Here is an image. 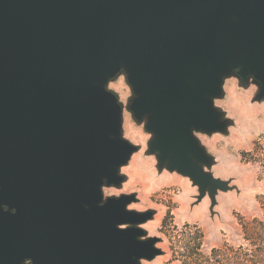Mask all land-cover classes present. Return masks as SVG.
I'll list each match as a JSON object with an SVG mask.
<instances>
[{
  "label": "water",
  "instance_id": "water-1",
  "mask_svg": "<svg viewBox=\"0 0 264 264\" xmlns=\"http://www.w3.org/2000/svg\"><path fill=\"white\" fill-rule=\"evenodd\" d=\"M121 67L158 167L188 176L214 205L228 186L201 167L211 159L191 130H225L211 98L233 68L245 84L249 73L264 81V0H0V204L17 209L0 210V264L161 253L157 237L137 240L153 211H125L134 196L98 207L104 178L119 186L136 150L119 138L121 109L103 88Z\"/></svg>",
  "mask_w": 264,
  "mask_h": 264
},
{
  "label": "rangeland",
  "instance_id": "rangeland-1",
  "mask_svg": "<svg viewBox=\"0 0 264 264\" xmlns=\"http://www.w3.org/2000/svg\"><path fill=\"white\" fill-rule=\"evenodd\" d=\"M108 89L117 96H123L127 91L126 80L114 78ZM221 96L222 93L218 97ZM250 103L264 104V99L252 97ZM121 107L123 115L128 109L123 104ZM257 119H264V113H258ZM230 123L227 121V124ZM123 127L126 137H135L144 131L132 119L125 121ZM231 127L209 133L212 136H224L225 140L229 137L233 139L234 142L223 151H213L210 145L200 141L204 133L193 132L211 159L210 164L203 165V169L212 177L226 181L228 186L226 190H216L214 205L207 191L198 200V186L188 176L176 170L170 171L165 166L159 168L154 154L144 157L154 162L151 167L157 179L150 194L143 191L148 187L146 182L139 185L141 191L138 196L143 198L142 207L153 211L151 218L139 226L149 236L158 238L155 246L161 253L150 260L143 258L141 264H221L214 260L210 252L213 247L224 242L233 246L243 243L239 218L250 219L262 214L257 197L264 196V132H259L260 125L256 120L238 126V131L239 127L247 128L244 135L234 134ZM255 142L260 144V148L254 149ZM222 144L223 141L217 148ZM144 151L146 153L149 149ZM253 152L256 154L255 159L247 154ZM140 155V152L133 151L125 167L133 165L135 158ZM185 181L188 182L186 185ZM193 188L195 192L191 191ZM128 207L132 209L131 205Z\"/></svg>",
  "mask_w": 264,
  "mask_h": 264
},
{
  "label": "clouds",
  "instance_id": "clouds-1",
  "mask_svg": "<svg viewBox=\"0 0 264 264\" xmlns=\"http://www.w3.org/2000/svg\"><path fill=\"white\" fill-rule=\"evenodd\" d=\"M119 77L122 81L126 80L127 91L123 96L113 95L112 92L108 90V85L110 82L114 80V78ZM261 87H264V81H258L255 74L249 73L247 76V86H245L244 77L241 76L239 70L237 68H233L231 73L223 78L221 83V97H212L211 103L213 110L219 113V120L221 123L226 121H231L232 123L227 124L226 126H232L231 131L234 134L244 135L247 132L246 127H239L242 124H248L253 120H256V123L260 125L259 132H264V119H257L258 113H264V104H255L250 103V99L252 97H256ZM104 91L108 94H111L115 100L117 105L121 109V132L120 139L122 141H127L128 144L133 146L136 150L134 152H140L141 155L135 158L133 165L125 167L127 164H122L116 171L117 177H125L126 179H121L119 186L116 184H109L107 178L105 177L103 182L100 185L101 199L98 204V207L105 206L109 199L120 200L123 197H132L135 198L129 203L125 204L124 208L127 212H143L146 211L144 207H142L143 198L139 197L138 194L141 191L139 185L147 183L148 187L144 188L143 191L146 194H150L153 191V185L156 183V173L154 169L151 167V160H145V156L151 157L153 154L157 156L155 153H151L147 151L145 153L144 149L150 148V141L154 138V133L147 130V124L149 121V116L145 114V116L137 120L134 116L133 111L130 109V105L137 98V95L129 82L128 73L126 69L121 67L116 73H114L108 81L103 86ZM246 90V91H245ZM264 99V98H262ZM261 100V99H260ZM127 106V111L122 115V107L121 105ZM132 119L136 122V124L140 125L141 128L144 129L142 133H138L135 137H126L124 134V123L125 121ZM193 132L204 133V135L200 136V141H203L205 144L210 145L213 151H223L228 148L229 144L233 143V139L229 137L225 140L224 136H212L207 132L202 130H197L193 128ZM257 132V135H259ZM211 137V139H209ZM197 140V139H196ZM198 141V140H197ZM223 141V144L217 148V145H220V142ZM199 142V141H198ZM138 146H143L140 148ZM219 155H217V160H219ZM203 165H201L202 167ZM167 174H165L166 176ZM188 182L185 181L186 185ZM192 192H195V189H191ZM136 201L133 203V201ZM129 205L135 211L129 209ZM85 208L88 206L85 205ZM0 210H3L5 213H10L15 215L17 212L16 208H10L7 204H0ZM121 225H127L128 229L135 228V225L131 223H123L117 224V229L121 230ZM147 227V226H146ZM143 235L137 236V240L139 242H144L149 238V234L146 231H143ZM143 257H139L136 260V264H141ZM21 264H35L34 260L31 257H25Z\"/></svg>",
  "mask_w": 264,
  "mask_h": 264
},
{
  "label": "trees",
  "instance_id": "trees-1",
  "mask_svg": "<svg viewBox=\"0 0 264 264\" xmlns=\"http://www.w3.org/2000/svg\"><path fill=\"white\" fill-rule=\"evenodd\" d=\"M260 148L255 142L254 149ZM256 158V154L247 153ZM257 200L262 214L250 219L239 218L243 243L237 246L224 242L218 247H213L210 252L214 260L221 264H264V196L259 195Z\"/></svg>",
  "mask_w": 264,
  "mask_h": 264
}]
</instances>
